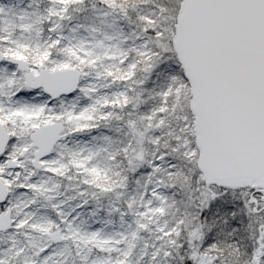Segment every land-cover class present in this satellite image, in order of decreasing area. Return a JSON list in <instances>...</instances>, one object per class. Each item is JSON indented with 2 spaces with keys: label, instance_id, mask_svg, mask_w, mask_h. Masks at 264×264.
<instances>
[{
  "label": "snow or ice",
  "instance_id": "6c2138e0",
  "mask_svg": "<svg viewBox=\"0 0 264 264\" xmlns=\"http://www.w3.org/2000/svg\"><path fill=\"white\" fill-rule=\"evenodd\" d=\"M0 264H264V0H0Z\"/></svg>",
  "mask_w": 264,
  "mask_h": 264
}]
</instances>
